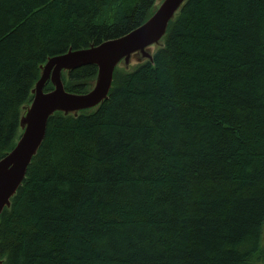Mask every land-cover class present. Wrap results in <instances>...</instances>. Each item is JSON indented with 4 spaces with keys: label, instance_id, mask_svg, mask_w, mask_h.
<instances>
[{
    "label": "trees",
    "instance_id": "trees-1",
    "mask_svg": "<svg viewBox=\"0 0 264 264\" xmlns=\"http://www.w3.org/2000/svg\"><path fill=\"white\" fill-rule=\"evenodd\" d=\"M156 2L0 0V160L40 66L128 34ZM66 74L83 94L97 68ZM10 203L3 264H264V0H187L107 100L49 118Z\"/></svg>",
    "mask_w": 264,
    "mask_h": 264
},
{
    "label": "water",
    "instance_id": "water-1",
    "mask_svg": "<svg viewBox=\"0 0 264 264\" xmlns=\"http://www.w3.org/2000/svg\"><path fill=\"white\" fill-rule=\"evenodd\" d=\"M157 1L160 4L153 15L128 34L86 49L69 50L49 58L40 66V78L30 91L32 101L21 108V135L13 149L0 160V214L10 207L11 198L43 142L49 118L56 112L76 116L80 111L97 108L108 99L115 68L129 70L136 63L152 61L153 52L162 47L168 24L187 0ZM89 65L97 68L90 90L83 94L65 91L61 81L62 72L68 76L71 71ZM47 82L51 83L53 89L44 92ZM0 264H3L1 259Z\"/></svg>",
    "mask_w": 264,
    "mask_h": 264
},
{
    "label": "rangeland",
    "instance_id": "rangeland-1",
    "mask_svg": "<svg viewBox=\"0 0 264 264\" xmlns=\"http://www.w3.org/2000/svg\"><path fill=\"white\" fill-rule=\"evenodd\" d=\"M160 3H158V1L156 2L155 4V10H156V7L159 5ZM155 12V11H154ZM62 80V79H61Z\"/></svg>",
    "mask_w": 264,
    "mask_h": 264
}]
</instances>
